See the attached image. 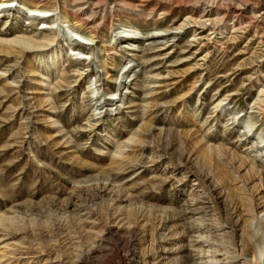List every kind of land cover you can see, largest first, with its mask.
I'll return each mask as SVG.
<instances>
[{"label": "rangeland", "instance_id": "374dc122", "mask_svg": "<svg viewBox=\"0 0 264 264\" xmlns=\"http://www.w3.org/2000/svg\"><path fill=\"white\" fill-rule=\"evenodd\" d=\"M197 1L0 0V264H264V0Z\"/></svg>", "mask_w": 264, "mask_h": 264}, {"label": "bare ground", "instance_id": "6f19581e", "mask_svg": "<svg viewBox=\"0 0 264 264\" xmlns=\"http://www.w3.org/2000/svg\"><path fill=\"white\" fill-rule=\"evenodd\" d=\"M11 1V0H10ZM218 1L219 0H198V4H202V3H205L207 5H210V6H217L218 4ZM249 1V0H247ZM215 12H216V18H214L213 20V24L214 26H216V28L218 29H222L226 23L228 22V16L226 15V13L221 9V7H216L215 9ZM257 18V17H256ZM87 22V21H86ZM87 24V23H86ZM243 29V28H242ZM233 32V30H232ZM262 40V39H261ZM264 42V41H263ZM48 44V43H47ZM47 47H53V43L49 44V45H46ZM41 47H45V46H41V45H38V43H36L35 41H29L27 42V49L26 50H31V49H37L39 50ZM38 52V51H37ZM61 57V53H60V49L57 48V47H53L51 53H50V56H49V59L51 61H55L57 62V60H59ZM55 64V63H54ZM260 103L262 106H264V99H260ZM254 218L256 219L257 223L259 225L262 226V228L264 227V209L261 210V211H256L254 213ZM249 230V229H248ZM254 233V232H253ZM251 233V231L249 232V240L246 241V244H245V247H244V250H243V253L241 255L247 257L251 254L252 250L255 249L254 248V242L255 241H258L259 243V248H258V251L257 252H260L262 253V257H263V252H264V246H263V241L262 239H257V237ZM262 234V233H261ZM246 235V234H245ZM245 238V236H244ZM244 241V240H243ZM228 248V247H227ZM234 250V249H233ZM236 250V249H235ZM217 252H219L220 250L216 249ZM255 251V250H254ZM228 252H231V251H228ZM230 254H233V253H230ZM229 255V254H228ZM238 255V254H237ZM231 257V255H229ZM240 256V255H239ZM236 257V256H235ZM241 257V256H240ZM234 258V257H233ZM243 258V257H242ZM252 262H254V264H257V258L256 257H252ZM247 262V261H246ZM251 263V262H250Z\"/></svg>", "mask_w": 264, "mask_h": 264}]
</instances>
